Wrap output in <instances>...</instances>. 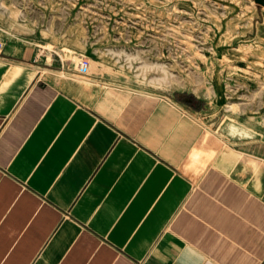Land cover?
Returning a JSON list of instances; mask_svg holds the SVG:
<instances>
[{
    "label": "crops",
    "instance_id": "obj_1",
    "mask_svg": "<svg viewBox=\"0 0 264 264\" xmlns=\"http://www.w3.org/2000/svg\"><path fill=\"white\" fill-rule=\"evenodd\" d=\"M10 5L0 1V264H264V104L252 85L234 102L218 79L208 106L112 83L95 61L78 78L38 39L5 36L36 26L6 18L20 10ZM207 108L249 134L210 130Z\"/></svg>",
    "mask_w": 264,
    "mask_h": 264
},
{
    "label": "rangeland",
    "instance_id": "obj_2",
    "mask_svg": "<svg viewBox=\"0 0 264 264\" xmlns=\"http://www.w3.org/2000/svg\"><path fill=\"white\" fill-rule=\"evenodd\" d=\"M0 1L2 8L20 9L6 18L36 25L2 28L5 36L20 31L38 39V53L49 60L76 65L85 56L112 83L161 95L193 94L208 106L218 79L231 90L230 101L241 103L248 83L253 99L264 104V42L250 27L251 21L258 26L256 10L264 12V6L255 0ZM208 108L203 121L219 133L228 116Z\"/></svg>",
    "mask_w": 264,
    "mask_h": 264
},
{
    "label": "built area",
    "instance_id": "obj_3",
    "mask_svg": "<svg viewBox=\"0 0 264 264\" xmlns=\"http://www.w3.org/2000/svg\"><path fill=\"white\" fill-rule=\"evenodd\" d=\"M3 51V42L0 40V53ZM90 62L89 59L85 56H80L76 62L75 75L78 78H84L88 73Z\"/></svg>",
    "mask_w": 264,
    "mask_h": 264
},
{
    "label": "bare ground",
    "instance_id": "obj_4",
    "mask_svg": "<svg viewBox=\"0 0 264 264\" xmlns=\"http://www.w3.org/2000/svg\"><path fill=\"white\" fill-rule=\"evenodd\" d=\"M224 132L231 134L233 136H242L243 134L247 135L249 134L247 131H245L242 127H240L238 124L228 121L224 128Z\"/></svg>",
    "mask_w": 264,
    "mask_h": 264
},
{
    "label": "water",
    "instance_id": "obj_5",
    "mask_svg": "<svg viewBox=\"0 0 264 264\" xmlns=\"http://www.w3.org/2000/svg\"><path fill=\"white\" fill-rule=\"evenodd\" d=\"M257 3L261 4L264 6V1L263 0H255Z\"/></svg>",
    "mask_w": 264,
    "mask_h": 264
}]
</instances>
